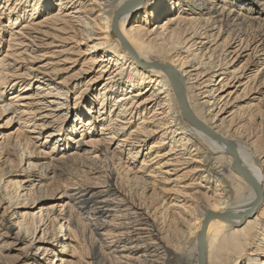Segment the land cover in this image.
<instances>
[{
  "label": "bare ground",
  "instance_id": "6f19581e",
  "mask_svg": "<svg viewBox=\"0 0 264 264\" xmlns=\"http://www.w3.org/2000/svg\"><path fill=\"white\" fill-rule=\"evenodd\" d=\"M215 1L0 0V94L52 144L0 164V264H200L201 228L203 264H264V0Z\"/></svg>",
  "mask_w": 264,
  "mask_h": 264
},
{
  "label": "rangeland",
  "instance_id": "374dc122",
  "mask_svg": "<svg viewBox=\"0 0 264 264\" xmlns=\"http://www.w3.org/2000/svg\"><path fill=\"white\" fill-rule=\"evenodd\" d=\"M220 1L221 0H216L215 3H217V5H218V4H220ZM256 1L257 0H252L251 3H249V5L250 6L255 5ZM227 4L228 3H226V6L228 7L229 5H227ZM249 8H251V7H249ZM252 11L246 12L244 9L240 10V12L245 13L249 16L254 15L253 14L254 11L253 12ZM7 21L8 20L5 18H0V61L3 63L10 62L11 64L19 63L18 65H16V67L18 68L17 71L25 72V68L21 64H24L26 66V65H28V62H26V61L23 62L20 60L18 62L17 61L13 62V61H11L12 58L10 56H4V54L6 53V50L8 48V35H9V33L5 32L4 30L6 27L11 26L9 21L8 22ZM19 25L20 24H18L16 26L13 25L12 28L15 30V29H17V27ZM10 51H11V49H9L8 52H10ZM3 78H4L5 82H8L9 80H11V77L9 75H5V77H3ZM12 92L29 95L31 93H34L35 91H34V88H32V87L21 89V90H14V89H10V88L1 90V94H0V97H1L0 98L1 99L0 100V147L2 145L8 146V147H6L7 148L6 150L8 151L9 154L6 155L3 153L5 150V147H3V150H1V148H0V154H1L0 155V161H1L0 164H3L4 168L7 167L9 164V163H7L8 160H6L7 157H8V159H13V161L15 163H17V159L14 158L16 156V151L13 150L10 143H13L14 141H18V142L21 141V143H23L26 136H29L31 141L34 143L33 147H31L30 145L28 146V144H27V146L24 144L26 151L28 150L29 147H31L30 149H31L32 155H33L32 161L37 162V159L40 160L39 162L48 161V155H49V153H51L49 151L51 149L52 144H50V141H46L47 144L44 143V140H45L44 133H43L44 130L39 131V129L33 124V122L35 120V117H34L35 113L31 109L34 107L31 103L36 102V100L35 99H20V100L9 99ZM9 102L12 103V105H11L12 111L11 110H9L8 112L2 111L1 106L4 104L6 105ZM27 102H31L30 103L31 105L26 104ZM62 112H64V111H62ZM257 115L262 117L261 124L259 126L257 125L258 132L262 133V132H264L263 131L264 130V106L263 105L261 107V111ZM67 117L70 120L74 119V115L71 114L70 112H68ZM256 117L255 118L251 117V121L249 122V127L252 126L253 122L256 120ZM70 120H69V122H70ZM38 131L40 132V134L38 133ZM261 133H260V135L262 136ZM77 134L78 133H75L73 135H70L71 137L69 136V144L75 145L72 141L74 139V136H76ZM145 150L146 149L141 150V153H144ZM18 166L20 168H25L26 164L23 161H21V162H19ZM55 179H56V181L60 180V177L56 176ZM48 182H50V180ZM193 191H194L193 189L189 190L190 193H193ZM167 202H168V200L165 201V204ZM59 203H60L59 200L55 201V203L44 202L41 205V207L44 210L48 206H50V204H59ZM161 203H163V202L161 201ZM161 203L159 202V204H161ZM173 210H176V209H173ZM162 225L164 226V230L168 228L167 227L168 223L164 224V222H163ZM56 250H57V252H59L60 246H57ZM62 253H64V252H62ZM102 262L103 261H101V263ZM105 263L106 264H112L109 261H107Z\"/></svg>",
  "mask_w": 264,
  "mask_h": 264
},
{
  "label": "water",
  "instance_id": "95a60500",
  "mask_svg": "<svg viewBox=\"0 0 264 264\" xmlns=\"http://www.w3.org/2000/svg\"><path fill=\"white\" fill-rule=\"evenodd\" d=\"M187 114V113H186ZM189 116V114H187ZM198 244H199V251H200V264H203L202 263V249H203V228H201L200 232H199V235H198Z\"/></svg>",
  "mask_w": 264,
  "mask_h": 264
}]
</instances>
